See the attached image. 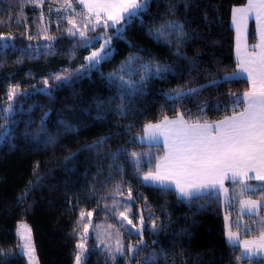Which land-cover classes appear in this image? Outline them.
Returning <instances> with one entry per match:
<instances>
[{
    "label": "trees",
    "instance_id": "trees-1",
    "mask_svg": "<svg viewBox=\"0 0 264 264\" xmlns=\"http://www.w3.org/2000/svg\"><path fill=\"white\" fill-rule=\"evenodd\" d=\"M58 3V0H44L37 7L28 0H0V34L14 37L10 42L14 46L0 55V105L7 106L6 93L13 86L28 92L27 96L16 98L14 114L0 119V125L14 121L11 135L0 141V249L11 252L0 257V264H26L27 257L17 252L21 245V221L31 228L39 264H75L80 252L77 244L86 226L90 237L81 264H145L143 258L153 252L157 253L155 264H264V258H243L239 246L227 241L225 226V216L229 213L234 218V227L244 236L264 231L261 223L264 208L254 216L241 215L238 210L242 196L261 198L264 189L238 196L239 189L230 182L232 198L227 205L221 196L218 200L204 197L189 205L174 192H161L143 183L125 156L118 161L123 168L121 173L110 155L122 146L138 153L163 155L161 145L141 146L129 141L132 135H143L145 123L158 121L164 115L175 116L174 106L180 111L190 109L195 117L202 115L198 106L206 105L203 116L208 121L231 115L225 111L226 93L243 92L248 83L239 79L210 86V81L236 67L232 9L245 5L247 0H149L140 18L125 29L124 38H117L112 29H107L113 36L112 56L102 61L98 69L78 78L76 69L86 62L91 46L85 47L78 37L64 32L70 26L65 17L76 21L83 30L87 12L79 7L70 19L65 12L56 13ZM170 20L184 23L190 39L181 51L189 60L196 61L195 65L176 55L175 41L168 46L150 35L151 30ZM87 35L91 37V31ZM29 36L33 39L29 40ZM45 36H54L55 40L47 41ZM256 39L252 23L250 40ZM48 44L52 45L51 51L45 47ZM129 55L142 58L137 65L154 61L170 65L175 71L165 73L163 79L148 80L143 93L131 98V114L124 118L115 111L118 97L109 106L116 89L107 76ZM63 70L73 73L69 83L54 87L50 96L37 91L43 88L45 79L50 85L58 83L52 77ZM200 85L206 87L182 102L173 103L166 98L170 89ZM98 102L103 103L98 106ZM217 103H220L219 111ZM242 108L243 105L238 110ZM45 113L48 115L41 127ZM185 117L189 119L187 113ZM129 125L133 126L132 135L127 132ZM105 137L111 138L102 147H87ZM149 167L145 165L144 171ZM118 184L124 195L113 197ZM128 186L132 187L135 200L129 218L139 226L138 210L143 209L145 214L143 240L147 247H142L135 256L127 251L121 256L114 251L117 242L127 250L130 243L134 245L140 238L119 219V212L125 211V207L117 208L114 213L105 208V204L112 206L113 198L117 203L124 201ZM82 210L85 216L81 220ZM89 212L94 220L92 236ZM149 212L154 213L153 219L158 218L160 227L155 232L149 227ZM114 225L122 230L121 236L115 235ZM109 249L113 250L115 259L110 258Z\"/></svg>",
    "mask_w": 264,
    "mask_h": 264
},
{
    "label": "snow or ice",
    "instance_id": "snow-or-ice-1",
    "mask_svg": "<svg viewBox=\"0 0 264 264\" xmlns=\"http://www.w3.org/2000/svg\"><path fill=\"white\" fill-rule=\"evenodd\" d=\"M37 7L43 5L44 0H28ZM149 0H78V3L86 9L85 22L81 27L77 26L76 21L68 20L70 25L64 32L70 37H78L80 43L85 47L91 46L93 43L99 44L96 50L91 51L90 55L85 57V63L76 69V77L82 76L85 72H91L98 69L102 61L108 60L113 49L111 42L112 35H109L107 29H112L117 38H124L123 33L127 26L134 19L140 18V13L145 11ZM187 6V5H186ZM72 10V0H62L61 7H57L55 11L59 13L61 9ZM173 10L169 6V11ZM49 11H52L50 8ZM257 23L259 34V43L247 45V28L246 23L250 17H253ZM232 22L236 30V51L238 59L234 70L224 72L219 79H212L210 86L218 83H229L239 79H244L249 87L243 92H228V104L225 111L231 112V115H225L223 119L211 121L203 116L206 105H199L200 116L193 117L190 109L180 111L179 108H173L174 118L164 115L157 122H147L143 125V136L132 135L133 126L129 125L127 132L132 135L129 143H139L141 146L145 142L154 145H161L164 150L163 155H154L152 153L129 151L127 147L122 146L117 151L112 152L111 159L116 164L117 169L122 173L123 168L118 161L121 156L127 157L133 165L135 173L143 183L160 189L161 192H174L176 197L184 203L192 204L195 200L204 197L219 199L221 195L228 197L229 189L225 187V181H230L234 186L239 187L238 196H242L245 192L256 191L257 188L264 189V0H247L243 7L232 9ZM59 28V24H57ZM97 28H103L105 31L95 37H89V31L96 32ZM150 35L159 43L171 46L173 41L176 45V55L183 56L189 60L187 55L181 51L186 40L190 39L188 32L185 30L184 23L179 20L165 21L159 27L150 31ZM29 40L33 37H27ZM45 40L54 41V36H45ZM14 40L11 34H0V55L12 45L10 42ZM103 40V43L100 41ZM243 46V55H240ZM32 47L31 45L29 46ZM51 51V44L45 45ZM251 47L253 51H248ZM142 58L136 55H129L128 58L121 62L119 68L110 72L107 76L109 83L116 89V96L109 99L111 107L114 100L119 99V103L115 105V111L120 116L127 118L131 114V98L136 94H142L148 80L152 78H164V74L174 72L170 65L161 64L154 61H144L137 65V61ZM189 63L195 65L196 61L189 60ZM137 76L138 79L131 77ZM73 79V73L63 70L62 74L54 75V82L49 84L45 79L43 88L37 91H43L47 95H51L54 87H59L64 83H69ZM206 85L199 87H177L170 89L166 94V98L175 103L176 101H184L187 97L197 96ZM7 106L0 105V119L14 114L16 111V98L27 96V90H21L19 86L9 88L6 93ZM100 103L98 102V106ZM127 105V106H126ZM243 105L242 110L240 106ZM216 110H220V103H217ZM186 113L189 119H185ZM45 113L41 120V127H44V120L47 117ZM203 120V122H201ZM12 121L7 125H0V141L9 137L12 132ZM101 140L88 145L89 148L103 146L107 139ZM70 158V157H69ZM150 165L147 171L144 166ZM262 182L259 185H253L249 181ZM235 191V187L233 188ZM127 195L124 201L117 203L113 198V204L109 207L105 204V208L114 213L119 207H125V211L119 212L120 221L126 222L135 230L140 237L136 243L129 244L127 250L123 244L117 242L118 246L115 252L121 256L125 255V251L132 253L134 256L138 254L142 247H147L143 240V228L145 223V214L143 209H139V219L137 226L129 214L132 212L131 205L135 202L133 197V189L128 186ZM113 197L122 196L124 192L118 184ZM143 198V197H142ZM240 209H248L249 213H255L256 210L264 207V191L261 192V198L257 200H239ZM81 220L85 216V212H80ZM91 216L92 213L87 214ZM154 213H148L150 221V229L156 231L158 227L157 219H153ZM227 219V217H226ZM239 221H237V224ZM261 223H264V217H261ZM84 232H88V227L84 228ZM22 239L25 241L19 246L17 252L21 257H27L28 262H35V248L32 243L30 229L27 227L21 231ZM229 241L239 243L238 234L229 231L227 233ZM103 241H101L102 243ZM77 249L80 252H86L85 244L78 243ZM110 258L115 259L111 249L108 250ZM78 252L75 257V264H81L82 256ZM9 253H5L0 249V257H4ZM243 255L249 258L261 256L264 258V231H260L253 241H243ZM157 253L153 252L149 256L144 257L145 264H155Z\"/></svg>",
    "mask_w": 264,
    "mask_h": 264
},
{
    "label": "crops",
    "instance_id": "crops-1",
    "mask_svg": "<svg viewBox=\"0 0 264 264\" xmlns=\"http://www.w3.org/2000/svg\"><path fill=\"white\" fill-rule=\"evenodd\" d=\"M244 5H240V6H236L235 8H237V7H243ZM254 24L255 25V28H256V34H257V39H256V41H254V42H251V40H250V29H251V24ZM232 26H233V28H234V30H235V27H234V25H233V22H232ZM246 28H247V41H246V43H247V45H252V44H256V43H259V34H258V29H257V23H256V20H255V18H254V16L253 17H250L248 20H247V23H246ZM248 51H253V49L251 48V47H249L248 48ZM240 55H243V46H242V49H241V53H240ZM235 58H236V61H237V59H238V54H237V51H236V30H235ZM170 118H174L175 116H169ZM185 119H187L186 117H185ZM223 119V118H222ZM219 120H221V119H219ZM216 121V120H215ZM155 122H157V121H155ZM155 122H153V123H155ZM209 122H211V121H209ZM143 135H144V133H143ZM142 135V136H143ZM146 144H150L149 142H145ZM254 181V180H253ZM250 182V181H249ZM229 183H230V181H225V187H227L228 189H229V193H228V197H230V200H226V197L224 196V195H221V197H222V200H223V204L224 205H227L230 201H231V198H232V190H231V187L229 186ZM257 200V199H260V197H256V196H247V195H245V196H242L241 198H240V200ZM264 207H261L260 209H258V210H256V212L255 213H252V214H250L249 213V210L248 209H244L243 211H241V209H240V204H239V208H238V210H239V213L241 214V215H245V216H254V215H259V214H261V212H262V209H263ZM226 217H227V219H226ZM225 226H226V237H227V233L229 232V231H231V232H233V233H237L238 234V241H239V243H234L233 241H229L228 240V238H227V241L230 243V244H232V245H237V246H239V248H240V251H241V255H242V257L243 258H249L248 256H246V255H243V241H245V240H248V241H253L254 239H256V237H257V235H253V236H244L243 234H242V232L240 231V229H238V228H235L234 227V218L231 216V214H226V216H225ZM252 258H262L261 256H255V257H252Z\"/></svg>",
    "mask_w": 264,
    "mask_h": 264
},
{
    "label": "rangeland",
    "instance_id": "rangeland-1",
    "mask_svg": "<svg viewBox=\"0 0 264 264\" xmlns=\"http://www.w3.org/2000/svg\"><path fill=\"white\" fill-rule=\"evenodd\" d=\"M58 2H59V3H58L59 6L57 5V6L55 7V9H56L57 7H61L62 0H58ZM79 7H82V8H83V6L80 5V4L78 3V0H72V8L75 9V12H78L77 9H78ZM60 12H65V13L67 14V16H68L70 19H73V18H74V14H72V13H74V12H73L72 10H67V11H65V10L62 8ZM56 13H57V12H56ZM75 18H76V16H75ZM104 31H105V30H102V29L97 28V29H96V32H91V37H95V36H97V35H99V34H102ZM107 32H108L109 35H112V33H111L109 30H107ZM100 43H103V40H101ZM98 47H99V44L93 43V44L91 45L90 53H91V51L96 50ZM90 53H89L88 55H90ZM237 188L239 189L238 186H237ZM125 210H126V209H125ZM93 225H94V220H93V214H92V215H91V236H92V234H93V232H92ZM25 227H27L28 229H30V235H31L32 243H33L34 248H35V244H34V241H33L31 228H30L29 224H28L27 222H25V221H21V222L19 223V236H20V240H21V245L25 242V241L22 239V236H21V231H22L23 228H25ZM112 228L116 231V233H117V234H115L116 236H117V235L121 236V234H122V230L119 228V226L114 225ZM89 237H90V229H88V232H87V233L83 232V233L81 234V242H80V243H84V244H85V247H86V244L88 243ZM80 254H81V256H83L82 252H80ZM34 255H35V262H34V264H39V260H38L37 253H36V249H35V254H34ZM28 263H29V264H32V262H28Z\"/></svg>",
    "mask_w": 264,
    "mask_h": 264
}]
</instances>
